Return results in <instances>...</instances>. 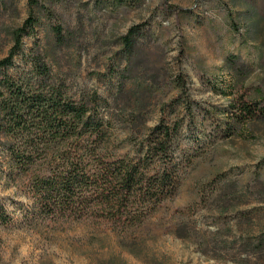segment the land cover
I'll return each instance as SVG.
<instances>
[{
	"label": "rangeland",
	"instance_id": "obj_1",
	"mask_svg": "<svg viewBox=\"0 0 264 264\" xmlns=\"http://www.w3.org/2000/svg\"><path fill=\"white\" fill-rule=\"evenodd\" d=\"M30 16L3 75L98 104L109 124L105 153L36 139L25 168L0 131V264H264V120L231 117L241 93L264 99V0H0V60ZM161 120L181 122L174 183L162 199L108 204L113 162ZM68 158L77 177L45 203L37 177Z\"/></svg>",
	"mask_w": 264,
	"mask_h": 264
},
{
	"label": "trees",
	"instance_id": "obj_2",
	"mask_svg": "<svg viewBox=\"0 0 264 264\" xmlns=\"http://www.w3.org/2000/svg\"><path fill=\"white\" fill-rule=\"evenodd\" d=\"M39 3L40 0H29L30 7ZM172 8L182 10L178 7ZM36 24L37 19L30 16L21 27L13 30V46L9 54L0 60V78L4 76L3 82L0 83V131L5 134L9 156L20 168L27 167L32 161L33 142L36 139L45 140L58 147L83 143L88 147L86 150L89 155H92L94 150L105 153L101 146L106 144L104 139L109 121L102 114L101 106L97 104V95L93 96V103L97 104L95 107L84 98H64L57 90L46 91L41 89L42 86H34L32 83L19 85L14 83L11 77L3 75L1 69L13 65V59L21 49L23 38L31 34ZM54 30L56 42L63 44L64 36L60 28ZM140 33L139 27L135 26L122 36V44L128 51L133 48ZM34 65L42 78L38 83L49 78V70L41 59H35ZM177 81L181 91H185L184 82L181 79ZM190 106L187 102L186 107ZM232 109L234 110L231 117L237 124L264 120V99L252 101L246 94L241 93ZM139 124L147 128L146 120ZM180 127V121L161 120L149 128L146 144L137 151L135 157L126 155L113 162V172L107 174V177L115 192L113 196H109L108 204L164 197L166 188L174 183L171 178L175 170L172 155ZM75 165L72 158H68L62 160L61 166L51 165L42 176L37 177V187L45 203L54 201V197L60 195L77 177L78 168ZM60 168L62 170H59ZM86 175L87 172L80 174L81 177ZM92 175L97 176L95 172ZM150 175L155 179L153 182L149 178ZM88 176H91V173Z\"/></svg>",
	"mask_w": 264,
	"mask_h": 264
}]
</instances>
